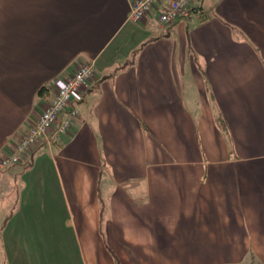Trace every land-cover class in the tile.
<instances>
[{
  "label": "crops",
  "instance_id": "1",
  "mask_svg": "<svg viewBox=\"0 0 264 264\" xmlns=\"http://www.w3.org/2000/svg\"><path fill=\"white\" fill-rule=\"evenodd\" d=\"M169 1L0 0V157L95 65L71 130L0 171V264H264V0Z\"/></svg>",
  "mask_w": 264,
  "mask_h": 264
},
{
  "label": "built area",
  "instance_id": "2",
  "mask_svg": "<svg viewBox=\"0 0 264 264\" xmlns=\"http://www.w3.org/2000/svg\"><path fill=\"white\" fill-rule=\"evenodd\" d=\"M157 1L159 0H131L129 20L140 21L149 14ZM194 1L170 0L159 13L158 21L161 24H173L186 15ZM94 75L95 65L90 61L79 65L71 75L54 80L56 90L54 98L46 104L38 119L16 141L14 150L0 157V171L22 163L39 145L57 140L71 130L74 119L78 116L77 104L83 99Z\"/></svg>",
  "mask_w": 264,
  "mask_h": 264
},
{
  "label": "rangeland",
  "instance_id": "3",
  "mask_svg": "<svg viewBox=\"0 0 264 264\" xmlns=\"http://www.w3.org/2000/svg\"><path fill=\"white\" fill-rule=\"evenodd\" d=\"M4 191H5V190L0 191V196H1V193H2V192L4 193ZM3 197H4V196H3ZM0 198H2V197H0ZM16 260L20 261V259H18V258H16ZM15 264H20V263H19V262H15Z\"/></svg>",
  "mask_w": 264,
  "mask_h": 264
}]
</instances>
